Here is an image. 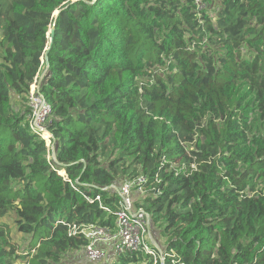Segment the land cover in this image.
<instances>
[{
  "label": "trees",
  "instance_id": "trees-1",
  "mask_svg": "<svg viewBox=\"0 0 264 264\" xmlns=\"http://www.w3.org/2000/svg\"><path fill=\"white\" fill-rule=\"evenodd\" d=\"M213 1L0 0V264H67L74 228H115L100 189L138 176L162 264H264V0Z\"/></svg>",
  "mask_w": 264,
  "mask_h": 264
},
{
  "label": "built area",
  "instance_id": "built-area-1",
  "mask_svg": "<svg viewBox=\"0 0 264 264\" xmlns=\"http://www.w3.org/2000/svg\"><path fill=\"white\" fill-rule=\"evenodd\" d=\"M204 0H194L198 10ZM37 81L32 84L28 97L27 106L29 110L28 124L33 134L45 143L47 149V160L55 162V148L52 137L48 132V123L51 118L50 105L39 95ZM51 157V158H50ZM147 178L138 176L136 179L125 181L122 184H113L110 187L100 189L101 192H111L117 197L115 205V228L98 225L80 226L73 229V235L77 232L87 241V246L82 250L84 261L89 264L103 262H117L127 254L141 253L160 264L164 261V250L151 244L149 239L151 219L136 203L145 196ZM90 202H93L90 200ZM94 202L101 206V195L96 194Z\"/></svg>",
  "mask_w": 264,
  "mask_h": 264
},
{
  "label": "rangeland",
  "instance_id": "rangeland-1",
  "mask_svg": "<svg viewBox=\"0 0 264 264\" xmlns=\"http://www.w3.org/2000/svg\"><path fill=\"white\" fill-rule=\"evenodd\" d=\"M200 9L202 10V12H205L206 15H208L209 17H212L215 14V10H214L215 9V2L213 0H204L200 6ZM56 14L58 15V13L55 12L53 16L56 17L57 16ZM42 77H43V72H41V74L39 76V81L42 80ZM15 102L16 101L14 100L13 101L14 106H16ZM27 108H28V106H27ZM48 160H50V159H48ZM60 174H61V172H60ZM6 221L10 224L9 227L12 228V233L15 234V232H16L15 227H12L11 219H9V220L7 219ZM151 225H152V227H150V233H149L150 241L160 244L161 248L159 246H157V247L160 248L161 250H164L165 249V240L161 237V228H159L160 226L154 225L152 222H151ZM13 238L15 240H19L21 238V236L17 234ZM162 248H164V249H162ZM64 259H65V262L67 264H89V263H86L84 261V257H83L82 252L70 253V254L66 255ZM96 264H114V262L113 261L106 262L104 260L103 262L96 263Z\"/></svg>",
  "mask_w": 264,
  "mask_h": 264
},
{
  "label": "water",
  "instance_id": "water-1",
  "mask_svg": "<svg viewBox=\"0 0 264 264\" xmlns=\"http://www.w3.org/2000/svg\"><path fill=\"white\" fill-rule=\"evenodd\" d=\"M48 39H49L48 49H46V51L44 52V56H43V59H42V62L46 64V67H48V53H49L50 48H51V46H52V44L54 42V32H53V29L50 30V32L48 33Z\"/></svg>",
  "mask_w": 264,
  "mask_h": 264
},
{
  "label": "crops",
  "instance_id": "crops-1",
  "mask_svg": "<svg viewBox=\"0 0 264 264\" xmlns=\"http://www.w3.org/2000/svg\"><path fill=\"white\" fill-rule=\"evenodd\" d=\"M151 244L160 247V244H158V243H156V242H151ZM160 248H161V247H160ZM162 249H164V248H162Z\"/></svg>",
  "mask_w": 264,
  "mask_h": 264
},
{
  "label": "bare ground",
  "instance_id": "bare-ground-1",
  "mask_svg": "<svg viewBox=\"0 0 264 264\" xmlns=\"http://www.w3.org/2000/svg\"><path fill=\"white\" fill-rule=\"evenodd\" d=\"M43 78V77H42Z\"/></svg>",
  "mask_w": 264,
  "mask_h": 264
}]
</instances>
